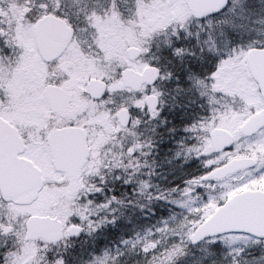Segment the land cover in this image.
Listing matches in <instances>:
<instances>
[{
    "label": "snow or ice",
    "instance_id": "obj_1",
    "mask_svg": "<svg viewBox=\"0 0 264 264\" xmlns=\"http://www.w3.org/2000/svg\"><path fill=\"white\" fill-rule=\"evenodd\" d=\"M0 264H264V0H0Z\"/></svg>",
    "mask_w": 264,
    "mask_h": 264
}]
</instances>
